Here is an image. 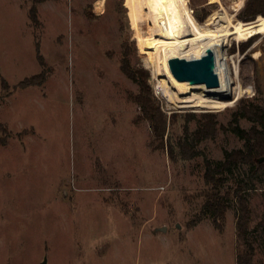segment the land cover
<instances>
[{
	"label": "rangeland",
	"instance_id": "1",
	"mask_svg": "<svg viewBox=\"0 0 264 264\" xmlns=\"http://www.w3.org/2000/svg\"><path fill=\"white\" fill-rule=\"evenodd\" d=\"M240 2L190 0V7L203 25L216 11L242 21L246 0L237 10ZM33 6V0H0V122L8 127L0 130V264H237L245 247L234 209L223 232L211 218L193 221L209 189L204 159L219 162L225 151L243 148L229 124L238 101L256 96L257 74L264 82V34L220 49L234 81L225 97L232 106L179 109L159 87L140 0H49L37 5L38 24ZM37 45L47 80L20 89L43 71ZM124 56L149 77L168 116L176 113L166 143L175 144L185 129L216 127L198 145L201 155L171 160L155 143L131 100L138 86L121 71ZM252 125L240 120L242 128ZM247 171L235 169L226 187ZM248 188L253 264H264V173Z\"/></svg>",
	"mask_w": 264,
	"mask_h": 264
},
{
	"label": "trees",
	"instance_id": "2",
	"mask_svg": "<svg viewBox=\"0 0 264 264\" xmlns=\"http://www.w3.org/2000/svg\"><path fill=\"white\" fill-rule=\"evenodd\" d=\"M49 0H33L34 6L30 11L31 19L38 24L37 5ZM264 16V0H246L240 12V19L244 22H253L258 16ZM37 58L43 71L30 78H26L18 84V88L26 89L31 86H43L47 80L48 71L44 57L37 45ZM121 71L138 86V92L131 95V100L140 111V119L147 121L151 127L154 141L165 149L171 158L175 160L179 155L183 160H189L201 155L198 145L214 137L216 127L213 124L190 132L185 129L184 136L176 139V143L170 140L166 143L169 127L175 124L176 113L171 117L162 109L159 100L148 83L147 75H139L134 70L130 61L124 56ZM255 79L256 96L254 98H242L238 101L233 120L229 124L230 131L241 139L243 148L224 152V159L219 162L204 159L206 172L205 182L209 189L205 194V201L200 214L193 224L200 223L206 218H211L215 229L223 232L227 221V213L234 209L236 215L237 239L244 245L242 253L237 254V264H253L256 255L255 245L252 239L251 220L252 210L248 199L247 189L255 179L264 173V82L260 76ZM6 80H2V83ZM245 119L253 125L248 128L240 126V120ZM0 130L7 132L8 127L0 122ZM1 141V140H0ZM2 140V142H4ZM247 166V174L236 181L235 186L226 187L229 181L228 175L239 167ZM259 228L264 231V217L259 223Z\"/></svg>",
	"mask_w": 264,
	"mask_h": 264
},
{
	"label": "bare ground",
	"instance_id": "3",
	"mask_svg": "<svg viewBox=\"0 0 264 264\" xmlns=\"http://www.w3.org/2000/svg\"><path fill=\"white\" fill-rule=\"evenodd\" d=\"M218 2L220 0H210V3ZM140 4L150 21V37L155 44L154 72L159 78V87L165 86V98L170 104L179 109L232 106L234 102L225 100V97L232 93L234 81L224 71L220 61V49L231 40L242 42L264 34V16L254 22L245 23L235 21L234 16L227 12L216 11L202 25L193 16L190 0H140ZM243 4L244 0H241L236 9L242 8ZM208 48L213 49L216 54L219 88L208 89L205 85H191L174 78L169 66L171 58L198 59ZM188 92L190 97L187 98L185 94ZM241 93L237 89L236 100Z\"/></svg>",
	"mask_w": 264,
	"mask_h": 264
},
{
	"label": "water",
	"instance_id": "4",
	"mask_svg": "<svg viewBox=\"0 0 264 264\" xmlns=\"http://www.w3.org/2000/svg\"><path fill=\"white\" fill-rule=\"evenodd\" d=\"M169 66L174 78L180 82L205 85L208 89L220 87L216 72V54L211 48L198 59L171 58Z\"/></svg>",
	"mask_w": 264,
	"mask_h": 264
}]
</instances>
